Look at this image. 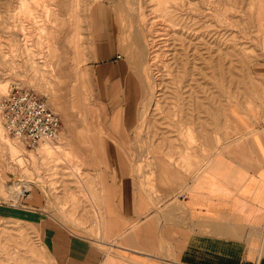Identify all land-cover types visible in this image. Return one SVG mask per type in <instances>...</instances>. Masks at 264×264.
<instances>
[{
  "label": "rangeland",
  "instance_id": "1",
  "mask_svg": "<svg viewBox=\"0 0 264 264\" xmlns=\"http://www.w3.org/2000/svg\"><path fill=\"white\" fill-rule=\"evenodd\" d=\"M95 7L107 12L119 47L106 67L92 60ZM139 37L147 44L148 79ZM121 65L137 84L136 109L124 98ZM263 67L264 0H0V94L17 84L31 89L60 115L63 130L54 143L32 149L0 122L1 208L29 203L41 217L96 240L101 211L83 184L88 177L114 207L103 238L117 244L114 230L141 222L139 194L163 207L241 121L264 119ZM149 84L153 98L145 105ZM101 143L115 146L116 156L106 157ZM108 169L127 174L113 178ZM16 184L27 187L21 196L10 188ZM90 192L95 197L96 189ZM23 219L0 218V264L44 259L38 225ZM94 221L93 237L77 227Z\"/></svg>",
  "mask_w": 264,
  "mask_h": 264
},
{
  "label": "crops",
  "instance_id": "2",
  "mask_svg": "<svg viewBox=\"0 0 264 264\" xmlns=\"http://www.w3.org/2000/svg\"><path fill=\"white\" fill-rule=\"evenodd\" d=\"M93 12L90 16L92 60L106 67L115 61L113 58L117 57L119 47L107 12L97 7ZM119 71L124 98L131 100L136 109L137 84L129 74L125 77L122 65ZM108 95L114 94L110 91ZM138 114L136 118L131 117L133 123H137ZM247 118L240 122L241 130L228 139L224 149L206 157L203 165L192 172L191 181L173 198L167 199L163 207H159V202L149 193L140 190L137 183L139 191L145 193L138 196L143 210H140L142 215L140 212L133 214L138 215L141 222H134L129 229L114 230L117 244H110L103 238V230L109 228V218L115 213L114 207L104 203L100 196L103 186L95 180L96 195L91 196L88 177L84 178L83 184L90 200L99 205L101 217L98 224L94 221L87 229L83 224L77 227L93 237L96 230L92 227L97 224L99 237H95L96 240H88L58 222L41 217L37 206L30 209L28 202L16 209L0 206V218L20 221L30 218L32 221L28 220V224L38 225L37 239L46 252H38L44 258L35 259L38 264H264V119H254L253 115ZM118 122H111L113 129L117 128ZM87 137L91 140V135L87 134ZM101 145L107 151L106 157L116 156L114 153L118 149L115 146ZM102 161L107 163L105 158ZM184 167L181 164L177 173ZM108 170L113 178L127 174ZM114 218L115 225L117 220ZM83 219L91 220L90 210L83 214ZM97 241L112 248L100 249L95 245ZM32 261L34 258L28 264Z\"/></svg>",
  "mask_w": 264,
  "mask_h": 264
},
{
  "label": "built area",
  "instance_id": "3",
  "mask_svg": "<svg viewBox=\"0 0 264 264\" xmlns=\"http://www.w3.org/2000/svg\"><path fill=\"white\" fill-rule=\"evenodd\" d=\"M0 122L14 141L37 149L57 141L60 115L46 100L23 85H13L0 94Z\"/></svg>",
  "mask_w": 264,
  "mask_h": 264
},
{
  "label": "bare ground",
  "instance_id": "4",
  "mask_svg": "<svg viewBox=\"0 0 264 264\" xmlns=\"http://www.w3.org/2000/svg\"><path fill=\"white\" fill-rule=\"evenodd\" d=\"M140 38V37H139ZM137 38L138 40H140L139 42H141L142 41V47H143V55L142 56H140L141 58L140 59H142L143 58V56H144V66H143V69H142V73H143V77H145V79L147 78H149L148 76H147V73H148V70H147V59H146V57H147V55H148V50H147V44H146V41H144L142 38ZM136 39V40H137ZM138 42V41H137ZM137 42H135V43H137ZM138 42V43H139ZM140 44V45H141ZM140 45H139V48H140ZM141 54V53H140ZM143 64V63H142ZM148 89H149V96H148V98H147V102H146V104L145 105H149V103H151V100H152V98H153V94H152V86L149 84V86H148ZM145 109V108H144ZM141 111V114H143V116L145 115V113H147V112H144L143 111V113H142V110H140ZM139 111V112H140ZM140 115V114H139ZM141 120H142V118H141ZM143 123L144 122H142L141 124H139L140 126H142L143 125ZM59 137H60V135H59ZM58 139V138H57ZM52 144V143H51ZM48 145H50V144H48ZM44 146V145H43ZM134 170V169H133ZM87 175V174H86ZM22 183V182H21ZM87 183H88V181H87ZM89 189L92 191V192H94L95 191V189H96V185H94L93 184V180H92V183L91 182H89ZM19 186V187H18ZM23 185L21 184H16L14 187H10L11 189H12V191H13V193L14 194H16V195H18V196H21V194L23 193V192H25L26 190H27V187H22Z\"/></svg>",
  "mask_w": 264,
  "mask_h": 264
}]
</instances>
